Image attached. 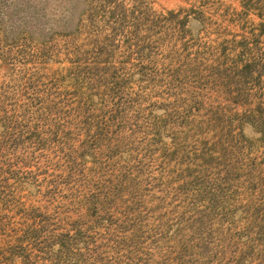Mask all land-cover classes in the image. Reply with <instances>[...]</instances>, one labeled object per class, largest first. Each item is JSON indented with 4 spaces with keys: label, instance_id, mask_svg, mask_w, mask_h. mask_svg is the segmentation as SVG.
<instances>
[{
    "label": "rangeland",
    "instance_id": "obj_1",
    "mask_svg": "<svg viewBox=\"0 0 264 264\" xmlns=\"http://www.w3.org/2000/svg\"><path fill=\"white\" fill-rule=\"evenodd\" d=\"M256 110L264 0H0V264H264Z\"/></svg>",
    "mask_w": 264,
    "mask_h": 264
},
{
    "label": "trees",
    "instance_id": "obj_2",
    "mask_svg": "<svg viewBox=\"0 0 264 264\" xmlns=\"http://www.w3.org/2000/svg\"><path fill=\"white\" fill-rule=\"evenodd\" d=\"M169 14H171V15H174L173 13H169ZM263 113L261 112V111H259V110H256L255 112H254V114H253V119L252 120H250L251 121V124L255 127V129H257L259 132H260V130L258 129L259 127H260V125H262V123H263V115H262ZM262 118V119H261Z\"/></svg>",
    "mask_w": 264,
    "mask_h": 264
}]
</instances>
